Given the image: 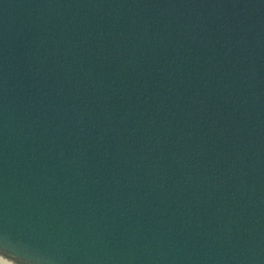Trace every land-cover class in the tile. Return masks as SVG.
Here are the masks:
<instances>
[{"label":"water","instance_id":"obj_1","mask_svg":"<svg viewBox=\"0 0 264 264\" xmlns=\"http://www.w3.org/2000/svg\"><path fill=\"white\" fill-rule=\"evenodd\" d=\"M0 264H264V0H0Z\"/></svg>","mask_w":264,"mask_h":264}]
</instances>
